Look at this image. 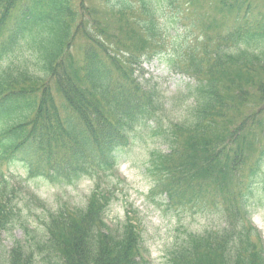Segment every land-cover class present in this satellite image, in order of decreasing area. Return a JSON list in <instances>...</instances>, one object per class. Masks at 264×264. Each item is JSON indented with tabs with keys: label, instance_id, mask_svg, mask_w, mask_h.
Listing matches in <instances>:
<instances>
[{
	"label": "trees",
	"instance_id": "obj_1",
	"mask_svg": "<svg viewBox=\"0 0 264 264\" xmlns=\"http://www.w3.org/2000/svg\"><path fill=\"white\" fill-rule=\"evenodd\" d=\"M261 1L0 0V249L22 207L38 203L4 167L19 164L25 183L97 181L84 209L48 210L40 236L0 264H141L137 223H106L105 179L164 110L136 75L156 60L192 83L181 120L157 129L166 149L151 154L153 191L221 221L186 232L169 264H264L249 211L264 195Z\"/></svg>",
	"mask_w": 264,
	"mask_h": 264
},
{
	"label": "rangeland",
	"instance_id": "obj_2",
	"mask_svg": "<svg viewBox=\"0 0 264 264\" xmlns=\"http://www.w3.org/2000/svg\"><path fill=\"white\" fill-rule=\"evenodd\" d=\"M89 2L96 3L98 0ZM261 8V12H264V0L261 1ZM142 68L136 75L140 76L145 86L156 93L159 101H163L164 110L150 122L153 129L145 130L141 127L131 134L129 147L119 155L117 170L105 179L110 181L114 191L105 220L110 227L117 229L127 216H131L141 233V264H169L171 251L185 237L186 232L202 234L207 229H216L221 221L212 214L213 208L184 205L172 209L163 194L153 191L155 180L147 171L151 154L166 149L160 144L157 129L166 128L170 121L181 120L184 116L188 104L186 87L192 81L185 75L175 74L157 60L145 63ZM5 171L7 176H21L19 184L21 182L24 189V185H28L29 194H34L38 203H26L19 219L9 226L7 232L2 233L0 255L10 251L15 242H28L32 237H39L48 210H57L65 205L76 210L84 209L97 182L94 184L83 178L74 186L55 185L45 179H30L25 183L22 179L26 175L19 164L10 167L8 171L4 167ZM13 183L16 184L14 181ZM101 183L106 184L104 180ZM255 195L249 205L250 222L264 239V195L260 191Z\"/></svg>",
	"mask_w": 264,
	"mask_h": 264
}]
</instances>
